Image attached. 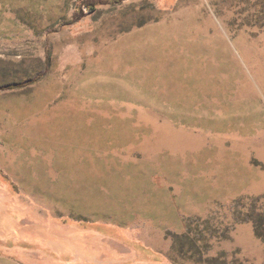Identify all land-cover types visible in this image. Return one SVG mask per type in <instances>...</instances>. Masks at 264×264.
Segmentation results:
<instances>
[{"label":"rangeland","instance_id":"1","mask_svg":"<svg viewBox=\"0 0 264 264\" xmlns=\"http://www.w3.org/2000/svg\"><path fill=\"white\" fill-rule=\"evenodd\" d=\"M83 2L0 0V264H264V0Z\"/></svg>","mask_w":264,"mask_h":264},{"label":"trees","instance_id":"2","mask_svg":"<svg viewBox=\"0 0 264 264\" xmlns=\"http://www.w3.org/2000/svg\"><path fill=\"white\" fill-rule=\"evenodd\" d=\"M120 0H84L83 5L80 7V12L85 10L92 11L97 5L105 2H118ZM17 85H10V88L16 87Z\"/></svg>","mask_w":264,"mask_h":264}]
</instances>
